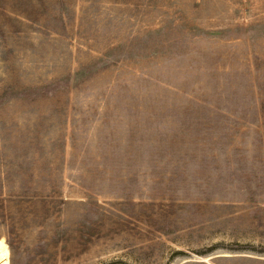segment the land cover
I'll list each match as a JSON object with an SVG mask.
<instances>
[{"label":"rangeland","instance_id":"1","mask_svg":"<svg viewBox=\"0 0 264 264\" xmlns=\"http://www.w3.org/2000/svg\"><path fill=\"white\" fill-rule=\"evenodd\" d=\"M9 264H264V0H0Z\"/></svg>","mask_w":264,"mask_h":264},{"label":"bare ground","instance_id":"2","mask_svg":"<svg viewBox=\"0 0 264 264\" xmlns=\"http://www.w3.org/2000/svg\"><path fill=\"white\" fill-rule=\"evenodd\" d=\"M10 251L3 239L0 240V264H9Z\"/></svg>","mask_w":264,"mask_h":264}]
</instances>
